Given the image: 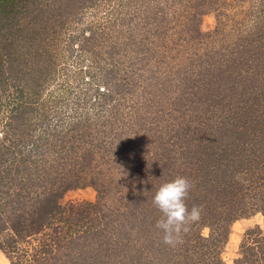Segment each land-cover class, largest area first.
Masks as SVG:
<instances>
[{"label":"rangeland","instance_id":"rangeland-1","mask_svg":"<svg viewBox=\"0 0 264 264\" xmlns=\"http://www.w3.org/2000/svg\"><path fill=\"white\" fill-rule=\"evenodd\" d=\"M128 2L0 0V264H264V0ZM224 6L237 61L205 38ZM177 176L202 213L170 246L152 201Z\"/></svg>","mask_w":264,"mask_h":264},{"label":"trees","instance_id":"trees-1","mask_svg":"<svg viewBox=\"0 0 264 264\" xmlns=\"http://www.w3.org/2000/svg\"><path fill=\"white\" fill-rule=\"evenodd\" d=\"M144 1L145 0H129V4H133V5H136V4H138V3H141V4H143L144 3ZM158 1H160V0H158ZM162 1V0H161ZM227 3H229V0H227ZM161 5H163V4H161ZM225 5H227L226 3H225ZM218 13H222V15H220V19L218 18V25H217V28H216V30H215V32L214 33H212L211 35H209V36H207V37H205V38H208V37H210L209 38V40H211V41H213V42H215V40H218V42L220 43L221 42V47H222V49H225V51L228 53L229 51H231L232 53H233V58H234V56H236V61L237 60H239L240 59V57H241V54L243 53H255V51H254V49H252V48H254V46L255 45H249V43L250 44H252L253 42H249V41H244V40H239L238 38H237V36H235V35H231V34H228V33H225V32H228L227 30H229L228 28H227V24L225 23V18H227V15H228V13H230L229 11H228V8L226 7V6H224L221 10H218ZM241 13L246 17V11H245V9H242L241 10ZM221 16H222V18H224L222 21H220L221 20ZM156 18H158V16H156ZM247 18V17H246ZM252 23V22H251ZM141 24V22L140 23H137V25H140ZM254 24H259L258 22H255ZM118 25H115L114 27H117ZM248 26V25H247ZM247 26L245 27V28H247ZM245 28H240V27H237V26H234L233 28H231V30L232 31H229V33H232L233 31H237V33H233V34H236V35H238V34H240V31H242V30H244ZM221 37V38H220ZM133 38L134 39H136V40H140V38L138 37V35H135V36H133ZM220 38V39H219ZM190 42L191 41H189V44H190ZM129 43H133V42H129ZM259 44H261V43H259ZM195 45H198V44H195ZM218 46H220V45H218ZM249 46V47H248ZM126 47H129L128 45L126 46ZM200 47V46H199ZM216 47V46H215ZM215 47H213V48H215ZM212 48V47H211ZM253 50V51H252ZM218 52V49H216L215 50V52L214 53H217ZM207 54H208V56H209V53L207 52ZM240 56V57H239ZM220 59H216L215 58V56L214 55H212L211 54V56L209 57V60H207L206 62H208L207 63V65L208 66H205L206 68L207 67H209V68H213L214 70L215 69H223V67H224V60L222 59V57H219ZM104 60V59H103ZM102 60V61H103ZM245 60V59H244ZM235 61V60H234ZM253 62V61H252ZM255 63V65L257 64V62L255 61L254 62ZM253 66H254V64H253ZM4 68H5V70H6V65L4 64ZM12 68H10V67H8L7 68V71L9 72L10 70H11ZM205 69V68H204ZM229 69H231V68H227V69H224V70H229ZM94 70V69H93ZM121 72V71H120ZM107 77H106V79H104L105 80V82L103 83V84H101V85H98L96 88H98L97 89V91L99 92V94H102L103 96H107V97H109V98H111L112 96H114L116 93H117V91L120 89L119 87H121L122 85H123V87H125L126 85L124 84V82H125V80H124V78H126L124 75H122L121 77H118V76H115L114 78H112V77H110V76H108V75H106ZM77 78V77H76ZM91 78H92V76H91ZM95 78V77H94ZM79 79H80V77H79ZM88 81H90V80H88ZM93 82V81H92ZM248 82V78L247 77H244L243 78V80H241L240 81V83H242V84H245V83H247ZM114 91V92H113ZM92 97V96H91ZM91 97H88L89 98V101H91V100H93V98H91ZM117 98H120V93H118L117 94V96H116ZM113 99V98H112ZM99 102V101H98ZM98 102L96 103V104H94L93 106H95V107H98V106H100V104H105V105H107V107H104L103 109H100L99 111H97L96 113H92V115H91V118H92V122H94V123H99V122H102V121H104V119H108V117L111 115L110 113H111V111H112V109H111V107H110V105L106 102V103H104V101H102V102H100L99 104H98ZM69 111V110H68ZM67 111V112H68ZM66 116H70V115H66ZM126 115H123V116H120V117H125ZM128 116V115H127ZM70 117H72V116H70ZM126 119L128 118V117H125ZM66 120H67V117H66ZM71 125H72V127H73V124H74V122H72L71 121V123H70ZM70 127V126H69ZM94 128H96V127H93V129H91V131H94ZM68 129V128H67ZM69 130H71V129H68L67 131H69ZM25 185V184H24ZM27 186V190H32V191H36V190H38L39 188H40V186H38V184H33L32 186H29V184H27L26 185ZM29 193L32 195V194H34V192L32 193V192H27V193H20L19 195L21 196L20 198H21V200L22 199H27L26 197H30V195H29ZM27 201H28V199H27ZM235 208V209H234ZM233 212L235 213L234 214V217H233V221L234 220H236V219H238L237 218V216H239L237 213H239L240 212V205L239 206H236V207H233ZM240 217V216H239ZM229 222H232L231 220H229ZM33 223H29L26 227H28V226H31ZM39 228H41V226L39 225H33L32 227H31V235L32 234H34V232L36 231V230H39ZM227 234H220L219 235V237H217L218 238V241L220 242V243H222V244H224L225 243V241H226V239H227ZM46 239H44V241L42 242V243H44V245L42 246V254L45 256V253L47 252V251H53V248H51V249H49V250H45V248H46V243L45 242H47V241H45ZM55 242V241H54ZM222 244H220V247H221V245ZM55 247V246H54ZM261 248V249H260ZM260 248H256V249H260L259 250V255H260V257L263 259V261H264V244H263V246H261ZM36 250V248L34 247L33 248V250ZM55 249H58V247H55ZM254 249V248H253ZM256 249L254 250V252L257 254V251H256ZM71 253H72V251L69 253V255H71ZM38 257H40L39 255H38ZM93 257H94V260H93V262H96V260H97V258H98V263L101 261V256H100V254H99V252L98 253H96L95 255H93Z\"/></svg>","mask_w":264,"mask_h":264},{"label":"clouds","instance_id":"clouds-1","mask_svg":"<svg viewBox=\"0 0 264 264\" xmlns=\"http://www.w3.org/2000/svg\"><path fill=\"white\" fill-rule=\"evenodd\" d=\"M192 185L186 177L177 176L159 186L153 197V205L162 213L155 227L163 232V243L175 246L182 243L181 233L190 231L191 225L201 219L202 208L187 207L185 200Z\"/></svg>","mask_w":264,"mask_h":264}]
</instances>
